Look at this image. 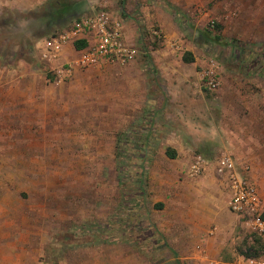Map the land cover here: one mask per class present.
Returning <instances> with one entry per match:
<instances>
[{
  "label": "rangeland",
  "instance_id": "1",
  "mask_svg": "<svg viewBox=\"0 0 264 264\" xmlns=\"http://www.w3.org/2000/svg\"><path fill=\"white\" fill-rule=\"evenodd\" d=\"M85 3L88 7L82 8ZM216 4L217 0L195 3L193 12L184 0L81 3L80 13L106 5L134 21L139 30L136 46L149 74V98L143 106L137 90L124 107L123 79L126 74L135 75L136 68L128 70L119 62H108L80 69L71 79H60L40 58L42 41L52 35L41 16L43 9L2 11L0 264H176L175 259L189 264L181 261L180 251L154 223L151 202L146 211L140 201L137 211L147 212L162 238L154 235L150 239L154 229L148 226L147 216L132 220V229L125 232L115 223L126 220L127 208L136 210L132 204L140 194L132 187L140 177L148 180L155 171L150 172L151 161L143 160L171 148L161 142L174 127L183 137L188 132L194 135L195 144L189 145L192 157L214 158L223 148L239 146L246 155L240 152L236 158L251 166L264 198V74H260L264 11H258L259 16L226 17ZM143 6L163 18L168 32L158 19L147 26ZM236 18L241 20L238 25ZM235 25L244 31L235 34ZM165 33L175 35L173 47L166 43ZM215 34L222 39L217 40ZM189 47L205 62H219V76H225L217 89L202 86L201 81V96L192 105L179 95V83L164 80L153 64V59L166 55L165 48L184 58L191 53ZM125 108L144 112L125 113ZM189 126L198 131L191 133ZM122 134L126 139L118 144ZM147 135L149 152L137 145ZM204 145L208 149L202 150ZM119 154L126 161L121 174ZM130 232L144 248L130 240ZM95 235L99 238L93 241ZM250 235L246 233L236 246L241 252L248 250L246 239L253 244Z\"/></svg>",
  "mask_w": 264,
  "mask_h": 264
},
{
  "label": "crops",
  "instance_id": "2",
  "mask_svg": "<svg viewBox=\"0 0 264 264\" xmlns=\"http://www.w3.org/2000/svg\"><path fill=\"white\" fill-rule=\"evenodd\" d=\"M50 1L0 0V15L5 9H11V11L30 10L39 7L44 9V7L49 5ZM72 1L80 6V10L77 11L80 12L81 3L84 0ZM184 1L186 2V7L195 12L194 4L199 2L202 5L207 0ZM84 5L82 8L88 7L87 3ZM215 8L221 11V15L226 17H231L233 14L238 15V17H247L251 14L259 16L260 13L258 11H264V0H217ZM142 11L147 26L150 27L153 25L154 20L158 19L162 25H166L165 31L168 32V25L163 22V18L159 16L156 18L154 14L151 15L148 7L143 6ZM111 12L122 20L126 41L130 45L136 46L139 36L136 23L134 21L130 22L128 18H123L114 11ZM84 13H79V16ZM235 20L236 25H238V21H241L237 18ZM236 25L234 29L235 34L238 35L244 31V27H237ZM165 35L168 40L166 43L173 47L171 40L175 35L171 33H165ZM189 48L193 57L191 61H185L181 55L176 56L174 50L166 51L167 48H165L164 52L166 55L153 59V64L161 72L164 80H169L176 84L179 83L181 88L179 95L184 99L186 98L185 102L189 101L187 103L192 105L195 101L194 99L201 96V81L203 82V73L208 66V62L197 56L193 47ZM80 50V48L76 47V42L68 43L60 52L59 58L48 64H51L49 65L50 67L66 64L77 58ZM140 61L138 55L128 62H119L120 65H123L128 70L136 68L137 71L135 75L126 74L123 79L122 89L127 90V93L121 94L126 96L123 107L130 103V97L128 96L134 95V92L137 94V90L138 93L141 91L143 96V100L140 102L143 106L147 104L149 98V74L145 65ZM104 64L109 63L106 62L102 65ZM79 72L80 68H76L74 76ZM224 81L225 76L221 75L218 88L221 87ZM138 95L140 96V93ZM128 111L144 112L143 109H123L125 113ZM174 128L169 131V136L164 142H161V145H169L171 148H168L164 154H155L153 158L148 159L151 161L150 172L152 169L155 170L153 175L149 173L147 180V204L150 202L152 204L151 215L153 221L166 236L168 243L174 249L180 251L181 261H187L189 264H235L242 257L240 248H236V246L243 240L247 230L241 224L238 216L230 210V192L224 178L217 175L214 165L208 167L203 174L191 177L188 174V168L193 157L190 151L192 148L189 145L190 142L195 144L192 139L194 135L188 132L183 137ZM189 128L192 129L190 130L191 133H193V130L198 131L194 126H189ZM230 142L233 147L235 145L234 142L231 140ZM202 148V150L208 149L205 145ZM240 152L242 151L239 146L236 147L235 145L231 150L223 148L220 153L231 154L236 158ZM171 154L175 156L171 157ZM241 154L246 155L244 152ZM249 157L250 155H248ZM261 196L263 198L262 193Z\"/></svg>",
  "mask_w": 264,
  "mask_h": 264
},
{
  "label": "built area",
  "instance_id": "3",
  "mask_svg": "<svg viewBox=\"0 0 264 264\" xmlns=\"http://www.w3.org/2000/svg\"><path fill=\"white\" fill-rule=\"evenodd\" d=\"M81 40L85 41V46L80 48L77 58L50 67L60 79L73 78L76 68L86 69L106 62L125 63L139 55L138 47L126 41L122 20L103 6L97 11L82 14L68 27L45 38L40 46V58L47 64L52 63L59 58L66 44ZM177 49L181 50L180 46ZM220 69L219 62L209 60L203 73L202 86L217 89L220 86ZM212 165L228 187L230 210L238 216L247 233H257L264 238V201L251 176V166L227 153H220L214 158L197 154L193 156L188 174L197 177ZM235 264H264V254L242 255Z\"/></svg>",
  "mask_w": 264,
  "mask_h": 264
},
{
  "label": "trees",
  "instance_id": "4",
  "mask_svg": "<svg viewBox=\"0 0 264 264\" xmlns=\"http://www.w3.org/2000/svg\"><path fill=\"white\" fill-rule=\"evenodd\" d=\"M169 5H170V7H172V4L169 3ZM173 9H174V7H173ZM79 10H80V6L76 5L75 2L72 0H51L49 5L44 7V9L42 10L43 11L42 15H41L47 21V25H48L47 32L55 34L59 31L63 30L65 27H68L81 14L80 12H77ZM206 35H209V34L207 33ZM215 37L217 40L222 39L219 34H215ZM228 44L230 45L231 43L228 42ZM231 45L233 47L235 46V44L233 42ZM83 46H85L84 41L76 42L77 48H82ZM192 59H193V57L191 56L190 53H187L184 56L185 61H191ZM257 60H260V58H258ZM260 64H262V63H260ZM260 72H261L260 74H264V64H262V68H261ZM125 136H124V134L121 135V137L118 141V144L122 140L126 139ZM148 138H149V135H147L145 137V139H146L145 142H143V143L141 142V144L137 143V145H140V148L142 149V151L149 152V150H148V145H149L148 144L149 143ZM174 156H175L174 154H171V157H174ZM118 157L120 159L121 155L119 154ZM119 161H120L119 162V174H121L124 171L126 161L122 158ZM143 162L148 163L150 161L147 159H144ZM142 166L144 167V165H142ZM146 173L147 172H145V175H146ZM138 181H139V183L135 184L132 187V190L134 189V191H137L140 194V198L136 203L134 202L135 200H133L132 205L136 206L135 207L136 210L135 209L131 210V209L127 208L125 210L126 220L124 219L125 220L124 221L123 219L122 220L119 219L117 222H115V223L119 224V226L121 227L120 230L122 229L121 231H124V232L126 231V229H132V227L130 226V223L132 220L136 219L139 215H143V217L147 216L148 217L147 218L148 226L153 227V223H151L148 214H146L147 212L141 213L142 210L137 211V209H138L137 206L141 207V203L145 206L144 208H146V211H147V178H144L142 176L139 178ZM120 183L124 184L122 177H120ZM140 201H141V203H140ZM93 224L96 226L95 223H93ZM153 229L154 230L151 234L150 239H152V237H154V235L160 236L162 238V235L159 232V230H157L156 227H153ZM129 236L131 237L130 240L134 241L136 246L144 248V245H142L141 241L138 239L139 237H136L137 236L136 234L130 232ZM250 236L252 237L253 244H249L247 242V240H245V242L248 243V244L245 243V245L248 246V250L243 251L242 255L259 256V255L264 254V238L257 233H251ZM113 237L115 238V236H113ZM98 238L99 237L97 235H95L93 238V241H96V239H98ZM125 238L128 239V236H125L124 239ZM150 241H153V240H150ZM140 249L143 250L142 248H140ZM259 251H261V252H259ZM171 252L174 254L173 250H171ZM175 263L176 264H182V262H180V260H178V259H175Z\"/></svg>",
  "mask_w": 264,
  "mask_h": 264
}]
</instances>
